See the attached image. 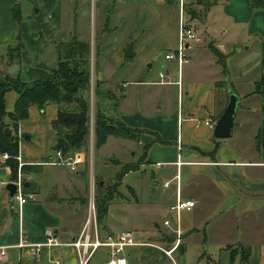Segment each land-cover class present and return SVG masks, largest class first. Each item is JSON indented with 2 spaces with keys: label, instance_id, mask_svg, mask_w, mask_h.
<instances>
[{
  "label": "crops",
  "instance_id": "0c3cea01",
  "mask_svg": "<svg viewBox=\"0 0 264 264\" xmlns=\"http://www.w3.org/2000/svg\"><path fill=\"white\" fill-rule=\"evenodd\" d=\"M24 1L27 0H0V48L6 50L0 55V82L7 75L17 73L28 83L52 80L59 59L58 43L73 38L74 30L63 21L64 0H28L33 4V13L26 17ZM94 1L99 7L109 8L110 12H159L169 23L168 28H160L166 29L162 30L166 33L160 35L162 40H167L163 44L165 54L177 48L181 0ZM183 1L185 18L201 41L187 44L189 61L183 65L181 73L175 61L165 58L161 62L158 72H164L170 83H160L159 76L150 81L151 71H142L137 79L118 78V83L110 88L108 82L122 69L119 59L101 55L99 67L94 68L95 79L102 82V89L114 96L106 97L108 102L102 101L106 112L132 128L147 130L139 140L110 136L90 158V172L85 170V160L75 170L77 176L72 177L67 166L39 165L55 158L52 121L58 116V106L49 104L44 115L36 106L30 108V117L21 122L19 135L24 138L20 152L27 162L25 187L27 192L35 194V200L19 210L17 201L11 198L7 189V182L12 179L11 169L0 155V180L3 182L0 184V245L9 246L7 260L0 264H78L76 249L68 245L44 246L39 256L30 248L16 245L22 237L33 243L44 242L47 229H52L64 243L76 240L88 215L87 188L90 175L97 171V164V176L114 183L123 164L142 161L144 146L149 144L140 167L123 177L116 192L122 199L114 196L109 202L103 236L117 237L124 231H134L120 227L113 218L118 207L133 200L140 201V192L135 187L127 186L131 197L121 190L124 179L131 174L145 175L151 169L148 177L150 193H160L161 197V202L151 206L153 211L159 209L168 214L178 198L194 200L196 205L190 211H183L179 221L174 214L166 216L164 226L156 225L148 238L138 237L135 233L141 244L126 248L128 264H142L143 258L151 264H162L161 254L155 256L149 251L145 254L147 248L140 253L141 248L148 246L143 243L149 242L147 240L158 235L160 230H167L163 237L157 236V241L175 244L178 226L181 229L180 245L183 246L180 249L179 245L177 249L180 251L179 264L190 244L201 248L199 264H264V95L255 92L256 83L264 76V9L254 8L251 0H207L213 2L207 8L198 0ZM15 6H21L22 21L13 13ZM107 30L108 34L114 31L113 28ZM77 33L81 40L89 42L85 37L87 32L77 27ZM20 39L22 56L11 61L9 48L16 46ZM136 41L133 35H128L125 48L134 42L136 50ZM245 44L246 50L257 45L259 57L252 62L243 63L238 58L239 46L244 48ZM210 47L227 58V69L218 62ZM97 49L98 43H95V62ZM14 65L18 70L12 73L10 69ZM133 70L132 66L124 68L125 74ZM248 74L251 76L246 81L244 76ZM120 82H124L123 85ZM248 84L250 87L247 88ZM130 85H140L143 91L146 86L155 87L151 95L132 103L127 92ZM231 91L240 98L232 134L228 138H217L214 128L229 104ZM17 97L15 91L6 94L9 111L13 110ZM115 100L119 105L113 109ZM208 121L212 125L207 124ZM158 137L165 143L157 141ZM109 145L110 151L104 153ZM109 165L115 167L112 177L104 168ZM45 170V179H36ZM168 219L170 226L165 224ZM241 246L250 248L246 261ZM108 254V247L99 249L91 264H104Z\"/></svg>",
  "mask_w": 264,
  "mask_h": 264
},
{
  "label": "trees",
  "instance_id": "16d2710c",
  "mask_svg": "<svg viewBox=\"0 0 264 264\" xmlns=\"http://www.w3.org/2000/svg\"><path fill=\"white\" fill-rule=\"evenodd\" d=\"M203 6L210 7L213 2L207 0H198ZM256 9H264V0H251ZM191 12V10L189 11ZM14 15L16 19L22 21L21 6H15ZM73 38L70 41H61L58 43L59 59L57 68L54 70L52 80H37L32 83L24 82L19 73L7 75L3 82H0V155L8 153L10 157L6 160L11 169L12 179L18 174V160L16 158L21 151V142L23 136L19 135V126L21 122L30 117V108L36 106L45 114L46 107L49 104L58 106V116L52 121L55 129L53 150L54 152L62 149L65 154H72L78 149H83L87 156L89 151V141L92 129V111L94 110V149L97 151L106 144L110 136L139 140L140 136L147 130L132 128L126 125L120 118L113 117L106 112V106L102 102L104 96L112 93L102 89V82L95 79L92 84L91 79V44L88 41L81 40L77 33V21L75 22ZM23 44L21 39L16 46L9 48V57L11 61L20 59L22 56ZM216 55H222L215 48ZM224 56V55H222ZM225 57V56H224ZM92 85L94 86V105L91 99ZM255 92L264 95V76L256 83ZM15 91L18 97L15 101L13 110L9 111L6 104V94ZM119 101L115 100L112 108H117ZM12 130V135L7 133V129ZM157 141L165 143L158 137ZM155 140V141H156ZM259 144V136L257 139ZM150 145L144 146L145 152L142 161L137 165L123 164L117 172L114 184L107 185L106 182L98 178L96 187L98 194L96 203L98 207V221L101 229H106L104 218L108 212V204L117 194L118 188L123 177L133 169H138L145 160ZM120 163V162H117ZM85 170L90 171V161H85ZM137 167V168H135ZM24 172L27 165L23 167ZM183 248L182 244L180 249ZM244 253L243 260L246 261L250 256V248L241 246ZM152 255L162 254L152 248H147V252ZM142 264H151L147 258H143Z\"/></svg>",
  "mask_w": 264,
  "mask_h": 264
},
{
  "label": "rangeland",
  "instance_id": "374dc122",
  "mask_svg": "<svg viewBox=\"0 0 264 264\" xmlns=\"http://www.w3.org/2000/svg\"><path fill=\"white\" fill-rule=\"evenodd\" d=\"M63 8L64 11L62 12L64 24L71 27L72 30L75 29V22L77 21V27L79 30L87 32L86 36L89 39L91 44L92 54H91V79L92 84L95 81L94 75V68L97 69L98 62L100 64L101 55H108L110 58L119 59L121 62L122 69L120 72L113 77L110 82H108V87L112 88L114 85L118 83V78H125L126 79H137L138 73L141 74L142 71H151V76L148 79L150 81H155L158 79L159 76V67L161 62L165 61V48L164 45L167 40H162L160 35H163L162 30L160 28H168V21L166 20L167 17L163 18L159 12H110L109 8L107 7H99L96 5L94 0H64L63 1ZM24 15L26 17L33 13V4L30 3L28 0L24 1ZM175 18V16L173 17ZM178 28L180 31V18L178 14ZM108 28H113L114 31L108 34ZM143 29V32H140ZM146 29V30H145ZM112 30V29H111ZM166 33V32H165ZM128 35H133L136 38V46L137 49L134 50L135 55L129 56L127 55V49L125 48V43ZM163 37V36H161ZM95 43H98L99 50L97 52V60L95 62ZM131 43V42H130ZM129 43V45H130ZM247 44L239 46L240 48V55L239 59L243 60V63L252 62L256 58L259 57L257 45L250 50H246ZM129 47V46H128ZM213 51L214 47H210ZM5 49L0 48V55L5 54ZM214 52V51H213ZM216 55V54H215ZM218 62L223 65L227 69V58L222 55H216ZM153 65V68L151 67ZM129 66L133 67V71L130 74H125L124 68H128ZM253 73V72H252ZM251 73V74H252ZM248 74L244 76V80H248L251 76ZM124 82H120L123 85ZM155 86H146L143 87L130 85L127 86V92L130 93V102L134 103L135 101H140L142 98L151 95ZM247 88L250 87L248 84ZM138 88V89H137ZM145 90H148L146 93ZM120 93H124L120 92ZM149 93V94H148ZM111 95H106L102 98V101L107 100ZM113 98V97H112ZM91 99L92 104L94 105V86L92 85L91 90ZM113 117L115 115L108 113ZM92 129H91V137L89 141V151L88 156L89 160L92 158L93 153L97 154V150L94 149V110L92 111ZM111 146L109 145L104 149V153H108L110 151ZM98 163L99 160H98ZM138 163L134 164L137 165ZM106 168V172L110 177L115 175V167L113 165H109L104 167ZM137 168V167H135ZM99 165L97 164V171L94 174L90 175L89 183H88V196H87V203L98 194V189L96 187V182L98 178L97 176L99 173ZM132 170H137L133 169ZM68 173L70 176L74 177L77 176L75 171L68 167ZM150 171L145 175H141V173H134L131 174L129 177L125 178L123 181V185L121 186L122 192L128 194L131 197V194L128 192L127 186L135 187L139 193V200L135 202L134 200L130 204H124L118 209L114 210V220L119 223L120 227L123 228H132L138 237L144 236L148 238L152 234V229L156 227V225L164 226V220L166 216L171 215V211L169 210L168 214L163 213L161 210H152V207L155 203L161 202L160 193L157 195H152L150 193ZM90 172V171H89ZM47 174V170L44 173H40L36 176V179L43 180ZM88 177V174H87ZM94 181V182H93ZM92 182L95 183V190L94 193L92 192ZM106 184H114L113 181L111 183L106 182ZM119 199H122L119 194L115 195ZM97 204V203H96ZM167 231V230H166ZM166 231H159L157 234L154 235L153 238L147 240L146 247L141 248H152L155 251H160L162 254L160 256V260L162 264H179V254L180 251L177 250L172 255H168L166 251H169L173 246L174 243H161L157 241V236L163 237L166 235ZM171 236V235H169ZM171 241V240H169ZM183 242V241H182ZM140 249V250H141ZM200 247L196 244H190L189 248L184 255L182 260V264H199V251ZM137 256L136 258H138ZM92 262V260H91ZM90 262V264H91Z\"/></svg>",
  "mask_w": 264,
  "mask_h": 264
},
{
  "label": "built area",
  "instance_id": "2783aa9c",
  "mask_svg": "<svg viewBox=\"0 0 264 264\" xmlns=\"http://www.w3.org/2000/svg\"><path fill=\"white\" fill-rule=\"evenodd\" d=\"M181 18H180V33H179V43L177 48L170 50L165 54V58L169 61H175L178 64V70L181 73L183 65L189 61L187 53V44L191 42H200L201 37L195 31L193 25L186 20L184 11V1L181 0ZM160 83H170L169 77L164 72L159 73ZM181 83V81H179ZM207 124L212 125L210 121ZM10 157L8 153L3 154V158L7 160ZM87 154L83 149H78L72 154H65L62 149L55 151V158H50L48 160L42 161L39 165L54 164L59 166H67L73 171L78 168V165L86 160ZM18 160V174L16 178L11 179L7 183H14L16 185V192L14 194V199L17 201L19 210L26 203L35 200V194L32 192H27L25 187V173L23 167L27 164L23 160L21 152L16 156ZM91 163V160H89ZM94 182V181H93ZM92 182V192L95 190V183ZM3 183L0 180V184ZM169 182L166 183V186ZM91 198L88 204V215L83 226V229L76 240L68 243L62 242L56 233L52 229H47L45 232L46 238L42 243H33L28 241L25 237H22L20 242L16 245L19 248H30V250L36 256H39L42 247L46 246L49 248H56L62 245H68L76 249L78 254V264H90L94 255L97 251L103 247L109 248V254L107 260L104 264H128V259L126 257L125 251L129 246L139 245L141 243L137 242L134 231H124L119 236L115 237L112 234L103 236L102 229L98 221V207L96 200ZM196 205V202L191 199H181L178 198L177 201L171 205V214H174L177 221L180 220L181 213L183 211H190ZM167 226L171 225V221L168 219L165 221ZM178 235L177 241L174 246L166 251L168 255H172L181 243V229L178 226L175 229ZM146 245V243H143ZM9 246L0 245V262H5L7 260V250Z\"/></svg>",
  "mask_w": 264,
  "mask_h": 264
},
{
  "label": "water",
  "instance_id": "95a60500",
  "mask_svg": "<svg viewBox=\"0 0 264 264\" xmlns=\"http://www.w3.org/2000/svg\"><path fill=\"white\" fill-rule=\"evenodd\" d=\"M127 55H129V56L135 55L134 42L130 43V45L127 49ZM16 70H18V66H16V65L12 66L10 69V71L12 73H15ZM239 103H240L239 96L235 92L231 91L229 104L215 125V128H214L215 137L224 139V138H228L231 136L232 128L234 126L236 112H237V109L239 107ZM7 133L9 135H12V130L10 128H8ZM7 189L10 191L11 198L13 199L14 194H15L16 189H17L16 185L14 183H8Z\"/></svg>",
  "mask_w": 264,
  "mask_h": 264
}]
</instances>
